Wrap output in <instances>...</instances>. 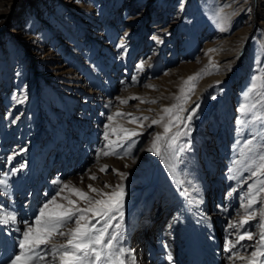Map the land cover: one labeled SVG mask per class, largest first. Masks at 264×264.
I'll return each instance as SVG.
<instances>
[{"label":"rangeland","instance_id":"374dc122","mask_svg":"<svg viewBox=\"0 0 264 264\" xmlns=\"http://www.w3.org/2000/svg\"><path fill=\"white\" fill-rule=\"evenodd\" d=\"M164 1L0 0V179L8 181L7 194L13 193L15 199L10 204L17 209L7 210L10 198L0 190V215L14 212L17 226L23 230L22 220L31 219L18 209L28 207L36 214L63 184L70 183L93 199L100 197L90 192L88 185L110 192L105 184H122L123 216L117 214V220L112 221L121 227L110 231L120 233L118 243L131 250L135 264H147L141 259L143 249L130 235L145 215L154 222L175 215L170 226L180 217L181 243H172L174 253L168 252L178 258L177 263L190 261L188 254L185 257L177 250L186 248L183 240L193 242L191 236L196 232L206 253L201 258L204 262L244 264L230 260L226 248L227 240L236 238L228 224L240 219L237 213L243 211L242 198L250 185L258 184L249 168L259 163L264 143V136L255 134L260 122L241 126L237 121L242 118L238 109L245 103L252 78L264 77L262 28L246 11L238 16L231 13L223 25L212 0L196 9L189 6L192 0L162 5ZM197 74L198 79L192 82L194 91L188 92L190 85L185 81ZM256 84L260 89L264 79ZM184 94L190 99L177 101ZM250 97L247 103L256 104L254 111L264 113L258 93ZM177 103L186 110L162 111ZM176 115L182 120L172 127L169 137L177 131L188 134L177 138L175 158L163 147L162 156L147 151L155 134H163V127L152 121L163 116V123L170 117L176 123ZM189 115L190 121L183 119ZM133 118L140 119L129 123ZM243 118L252 120L251 113ZM120 129L142 134L125 139ZM248 140L256 151L247 150ZM109 141L113 142L111 148L105 147ZM112 149L115 155H103ZM104 166L107 171L102 172ZM113 170L127 173L126 178ZM57 180L61 183H54ZM47 191V196H42ZM60 195L86 206L67 190ZM261 199L254 210L264 207V194ZM57 200L66 203L59 196ZM207 227L215 228L209 234L213 260L206 256ZM245 227L258 238L261 229L257 220ZM4 228L15 233V225ZM199 231L206 235L201 237ZM3 233L0 229V236ZM16 234L11 240L15 248ZM168 234L179 235L173 230ZM254 243L255 239L245 240L244 247L236 250L247 256ZM164 249L152 264L174 261H169ZM123 258L132 264L131 257Z\"/></svg>","mask_w":264,"mask_h":264},{"label":"snow or ice","instance_id":"6c2138e0","mask_svg":"<svg viewBox=\"0 0 264 264\" xmlns=\"http://www.w3.org/2000/svg\"><path fill=\"white\" fill-rule=\"evenodd\" d=\"M221 31H224V28H221ZM153 39L157 38L153 37ZM120 46L123 47V45ZM139 67L142 70L143 64ZM261 71H264V69ZM196 79H198V74L188 77V80L185 81L186 85H190L188 92L194 91L195 85L192 82ZM258 79H264V77L254 76L252 78L251 86L244 94L245 103L238 109L242 118L237 123L245 126L258 121L260 122V127L255 134L264 136V113L254 111L257 107L256 104L247 103L251 98L250 94L256 92L261 98L259 101L260 105L264 106V84H261L260 89H257L256 81ZM181 92L184 93V89H181ZM133 99L138 98L133 97ZM176 99L177 101L183 100L186 102L190 97L184 94L183 97H177ZM19 102L22 103L23 101ZM121 103L126 104L127 101L121 100ZM151 103H155V101H151ZM174 109H179L180 111L186 110L180 103H177L171 107L162 109V111L166 114H171ZM249 113H251L252 120L244 119L243 117H247ZM117 115L124 114L117 113ZM127 115L131 116L130 113ZM139 119L133 118L129 120V123H136ZM144 119H147V117ZM183 119L190 121L192 116L189 115ZM108 120L111 121L112 116H109ZM163 120L164 117L162 116L159 120L152 121V124L163 127V134H155L151 146L147 151L157 156H162L161 149L163 147L165 152L171 150L173 152V158H175L177 138L180 135H187L188 133L177 131L169 137L168 134L171 132L172 127H178V123L181 122L182 118L176 115V123L173 122L171 117L168 123H163ZM140 126L142 127L143 125L141 124ZM105 128L107 129L108 126L105 125ZM120 131L124 133L125 139L142 134L129 131L128 129H120ZM113 134H115V130ZM105 140H108L107 131L105 132ZM112 143V141H109V144L105 147L111 148ZM252 144V140L246 142L245 147L249 152L256 151L252 147ZM116 146L119 147L121 145L117 144ZM132 146H129V152ZM260 148L262 150L258 156L259 163L254 168H249L251 177H256L258 184L250 185L246 198H242L240 208L243 211L237 213L240 219L238 221H230L228 224V229L233 230L236 234L235 240H227L226 248V251L231 253L229 259L233 262L240 260L244 264H264V207L254 210L255 205L262 203L261 194H264V180L259 179L260 176H264V143L260 145ZM180 150L183 151V148ZM115 154L114 149L103 152L105 156ZM7 159L10 162L12 157L9 156ZM235 163H240V161H235ZM15 171L17 170L14 169L13 174H15ZM101 171H107V166H104ZM113 171L121 179L127 176V173L117 170ZM90 178L93 180L97 179L96 176ZM229 179H236V177L230 176ZM54 183L60 184L61 182L57 180ZM103 187L109 188L111 191L104 192L103 188L97 189L92 185H88L89 191L100 197L99 199L89 197L86 192L72 186L70 183L63 184L62 187L58 188L56 196H53L39 208L38 213L31 222H23V230L20 227L15 228V231L19 233L20 237L17 241L19 251L10 259L9 264H128V259L123 257H131L132 264H135V258L131 256V250L125 249L118 243L121 239L120 233L110 231L113 227H121L119 222L113 225L112 221L117 220V214L120 217L123 216L122 208L125 195L123 185L116 184L113 186L105 184ZM8 189V181L0 179V190L7 194ZM65 190L77 197L78 200H83L86 206L80 207L78 206L77 200L60 195ZM57 196L60 197V201H66V203L58 202ZM252 220H257L260 225L261 230L258 233V238H256V234L245 227ZM18 223L17 216L14 212L0 215V227H9L10 225H17ZM231 235L232 232H229V236ZM57 238H61L64 242H58ZM254 239L255 243L251 245L253 250L247 256L236 250L238 246L240 248L244 247L242 244L243 241H253ZM168 259L171 261L172 258L170 255Z\"/></svg>","mask_w":264,"mask_h":264},{"label":"bare ground","instance_id":"6f19581e","mask_svg":"<svg viewBox=\"0 0 264 264\" xmlns=\"http://www.w3.org/2000/svg\"><path fill=\"white\" fill-rule=\"evenodd\" d=\"M165 1H169L168 4H170V2H172V0H165ZM165 1L162 3V5L163 4L166 5ZM204 2H205V0H192L189 6L196 9V8H198L199 5H201ZM212 2H213V4H216V6H215V8L217 9L216 12H217V14L221 15L222 19H221L220 22L223 25H224L225 21L227 20V17L231 15V13L234 16H236V15L238 16L243 11H246L247 13L251 14L252 17L255 16L256 20H257V23L262 28V31H261V33H262V44L264 46V0H212ZM48 9H49V6H48ZM164 9H166V8H164ZM119 11H121V10H119ZM116 15H118V13H116ZM111 16H112V14L109 15V18ZM89 18L91 20L93 19L92 17H89ZM33 21H35V18H33ZM106 48H108L107 45L105 46V49ZM190 192L191 191H189L188 194H190ZM23 197H24V195H23V192L21 190V192H20L21 200H22ZM21 200L19 201V203L21 202ZM173 217L171 216L169 219L171 220ZM170 230H172V228H170ZM174 231L176 232V230H173V233H174ZM193 236H194V241L193 242H187V240L185 239V240H183V244L186 246L185 250H186L190 260L193 261L194 264H198V262H200V260L202 261L201 258H203L206 253H205L204 247L201 245V243L198 242V239H197L198 235L196 234V232L194 234H192L191 238ZM191 254H192V258L193 259H191ZM177 259L178 258H176V260L171 262V264H181V263H177ZM203 260H205V259H203ZM208 260H213V255H212V257L210 256V258H208ZM8 261H10V260H6L5 262H3V264H5ZM236 261H239V260H236ZM187 264H190V263L188 262ZM205 264H207V263L205 262ZM238 264H240V263H238Z\"/></svg>","mask_w":264,"mask_h":264}]
</instances>
